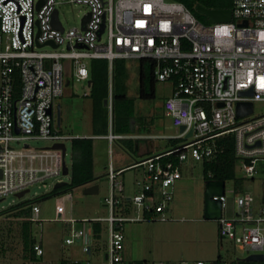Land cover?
I'll list each match as a JSON object with an SVG mask.
<instances>
[{
    "label": "built area",
    "instance_id": "obj_1",
    "mask_svg": "<svg viewBox=\"0 0 264 264\" xmlns=\"http://www.w3.org/2000/svg\"><path fill=\"white\" fill-rule=\"evenodd\" d=\"M39 1L0 0V198L64 175L67 151L64 155L53 146L73 136L58 130L56 102L64 94L68 71L77 81L88 82L89 61L95 58L108 59L110 65L115 59H152L157 80L172 85L164 102L165 114L176 127L185 126L172 138H185L192 130L182 145L135 164L145 167L141 190L130 198L140 214L118 211L123 184L118 179L120 171L109 166L106 204L110 213L82 220L108 222V264H130L124 258V223L168 219L166 207L182 177V163L189 157L202 162L215 159L222 151L219 137L233 134L235 155L242 160L245 177L254 179L257 162L264 160V113L254 114L255 103L264 102V0H234L231 19L210 24L202 23L176 0H43L38 7ZM67 1L87 8L78 26L66 28L61 21L58 6ZM249 90L251 94L244 93ZM239 102H252V112L239 116ZM108 106L112 113L111 94ZM107 137L112 141L120 135L110 132ZM39 139L53 144L31 147L25 143L22 149L12 145ZM211 174L206 180L214 179ZM213 198L222 205V216L216 219L222 246L228 238L248 255L264 254V196L239 192L232 218L224 215L225 191ZM63 212L64 207L58 206L57 220ZM39 213L40 206L34 203L31 220L37 221ZM91 240L90 229L72 228L64 242H81L82 251L89 253ZM34 249L44 254L41 243ZM182 264L234 263L217 257Z\"/></svg>",
    "mask_w": 264,
    "mask_h": 264
},
{
    "label": "rangeland",
    "instance_id": "obj_2",
    "mask_svg": "<svg viewBox=\"0 0 264 264\" xmlns=\"http://www.w3.org/2000/svg\"><path fill=\"white\" fill-rule=\"evenodd\" d=\"M58 9L61 21L66 28L78 26L81 17L87 12L85 6L68 1L59 4ZM199 20L204 24L211 23L206 14ZM43 49L51 50L49 47ZM68 63L69 61L65 60V64ZM127 65L129 68L128 93L135 99L136 114L144 116L146 123L153 129V133L161 135L153 139L154 143L160 145L161 149L167 150L172 147V140L175 139L170 137H176L180 133L179 128L173 124L169 116L165 115L164 111V102L171 95V85L168 82H158L155 97L142 99L138 92L139 60L127 59ZM70 75V71H68L66 79H69V83L65 85L63 96L56 102L63 106L61 129L65 133L89 131L92 120V102L90 97L85 94L89 93L90 87L87 81H77ZM261 113H264V102H256L254 114ZM184 142L185 138H176L175 145H182ZM25 143H30L31 147H46L53 144L52 141L39 139L12 142V145L16 149H22ZM65 145L67 149L65 161L71 170L72 141L66 140ZM109 149L110 143L107 139H95V174L98 177V193L86 194L82 186H77L50 195L56 182H71L70 172V174L59 176L56 179L50 178L45 182L36 183L22 198L9 195L0 201V264H60L63 258L68 259L70 263L108 264L105 259L109 239L107 221L100 222L101 231L91 253L82 251L81 242L66 245L64 240L72 228H92L93 222H83V219L109 215V210L104 206L106 197L110 195V183L105 176L110 161ZM112 150L113 159L116 161L121 158L124 160V156L127 155L126 149L121 146L119 140L113 143ZM135 158L136 160L141 159L140 156ZM241 165L242 160L237 159V175L245 177ZM256 166L258 173L254 179L245 177L240 192H250L259 198L264 196V160H259ZM142 170V167L130 168L121 176L127 194L133 195V181L141 175ZM204 184L202 161H196L189 157L182 166L181 179L175 183V198L167 211L168 220L125 222V259L145 260L147 263L164 261L168 264H182L183 261L195 259L209 262L219 255L231 261L248 256V252L239 249L228 238H224L223 246L221 245L219 222L204 217ZM238 193L239 190L236 189L233 180L225 182L227 207L224 215L228 218H232L237 210L235 198ZM28 201H36L40 206L38 220L31 222L33 234L38 241L43 243L45 250L42 259L37 260L24 257L21 219L11 213H4L8 208ZM58 206L64 207V212L59 220L56 219ZM132 215H135V212H132ZM71 218L75 220L73 224L69 221ZM256 262L264 264V261Z\"/></svg>",
    "mask_w": 264,
    "mask_h": 264
},
{
    "label": "trees",
    "instance_id": "obj_3",
    "mask_svg": "<svg viewBox=\"0 0 264 264\" xmlns=\"http://www.w3.org/2000/svg\"><path fill=\"white\" fill-rule=\"evenodd\" d=\"M184 3L199 19L204 16L197 10V6H203L207 9H230L234 0H176ZM154 64L152 59H140L138 65L139 80V97L142 99L154 98L156 95V85L159 82L154 74ZM129 68L126 59H115L110 65L108 59L95 58L89 61V81L90 91L85 94L90 97L92 102V120L95 134H106L109 130V107L104 105L105 99L112 95L113 104V131L118 134H133L135 122L139 124L138 129L142 132L145 127L146 120L142 116L136 114L135 99L128 93ZM15 88L19 92L20 79L19 72H16ZM137 130V131H138ZM172 139V138H171ZM127 142L131 149L140 139H123ZM172 147L175 145L176 138L172 140ZM218 145L222 151L211 161H203L204 179L208 178V172L212 174V178L221 179L225 182L233 180L236 189L239 190L245 182V177L237 175V156L235 155L234 136L228 134L217 139ZM174 146V147H173ZM169 148V149H171ZM72 165H71V182L56 189L54 188L50 195H54L59 191H65L77 186H84L96 179L94 174L93 161V139L79 138L72 139ZM242 192V191H241ZM45 197V196H44ZM36 201L22 202L8 208L4 213H11L21 219V238L23 244L24 257L29 259H42V255H38L34 249L38 241L33 234L31 228L32 205ZM155 220V219H152ZM95 231H100V225H95ZM96 237L98 234L96 233ZM218 257H221L220 255ZM234 264H258L256 261L246 259H237L232 261ZM145 260L130 262V264H146ZM60 264H79V262L70 263L68 259H61Z\"/></svg>",
    "mask_w": 264,
    "mask_h": 264
},
{
    "label": "crops",
    "instance_id": "obj_4",
    "mask_svg": "<svg viewBox=\"0 0 264 264\" xmlns=\"http://www.w3.org/2000/svg\"><path fill=\"white\" fill-rule=\"evenodd\" d=\"M69 83V79L66 80V84ZM88 85L89 84V81L87 82ZM169 83V82H168ZM171 85V84H170ZM171 90H172V85H171ZM172 93V91H171ZM105 105V104H104ZM106 106V105H105ZM108 106V105H107ZM58 107H60V110H61V115H62V104L61 103H57L56 104V110L58 109ZM109 107V106H108ZM165 111V109H164ZM110 112V110H109ZM91 115H92V110H91ZM113 110H112V113H109V130L106 134H95L94 133V127H93V120H91V126L90 128L88 129L89 131H83V132H78V133H65L62 129H61V125H62V119L60 121V125L58 124L57 122V127H58V130L61 132V133H64V134H68V135H72L73 138L75 137H79V138H92L93 139V161H94V174H95V162H96V153H95V139L97 138H104V139H107L110 143V149H109V153H110V161H109V164L107 166V169H106V173H105V176L107 177V179L109 180V177H108V169H109V166L112 165L113 168L115 170H119L120 173H119V176H118V179L122 181V184H123V197H121L122 199V203L120 205V207H118V211L123 213V214H128V215H132V212H135V215L137 213H141V211L137 212V209L136 207L133 205V203L131 202L130 198L136 194L137 192H139L141 190V185L139 184V182L141 180L144 179V176H145V167L144 166H135V164L137 162H140L141 160H144L150 156H153V155H156L158 153H162V152H165L167 150H163L160 148V145L158 144H155L153 139L157 138V137H160L161 135L160 134H155L153 133V129L150 128L149 124L146 123V126L148 128V131H146V128L144 127L142 129V132H140L138 129L139 128V125L138 123L135 124L134 128L136 129V131L133 133V134H118L120 135L119 138L115 139V140H110L107 135L110 133V132H113V128H112V125H113ZM166 115V114H165ZM144 121H145V117L142 116ZM57 119V118H56ZM135 123L137 121H134ZM138 130V131H137ZM72 138V139H73ZM172 138V137H170ZM71 139V141H72ZM123 139H133V140H137V139H140V142H138L135 146V149H131L127 142H124L122 141ZM120 141L121 142V146L124 147L127 151V155L124 156V160L123 158H121V160H114L113 159V150H112V147H113V143L116 142V141ZM67 151V149H66ZM136 156H140L141 159L140 160H136ZM185 162L182 163L181 165V170H182V166ZM138 167H142L143 170L141 172V175L137 178L134 179L133 181V186H134V193L133 195H129L126 193V188H125V183L124 181L122 180L121 176L124 175V172L127 170V169H130V168H138ZM69 168V167H68ZM71 170L69 168V174H70ZM96 176V174H95ZM97 179L98 177L96 176V179L84 186L83 187V190L86 186H89L91 184H98L97 183ZM181 179V178H180ZM206 181V179H205ZM109 183H110V180H109ZM99 186V184H98ZM99 192V191H98ZM97 192V193H98ZM71 196V195H70ZM107 198V197H106ZM174 198H175V185H174ZM173 198V200H174ZM173 200L168 204V206L166 207V215H167V211H169V207L171 206V203L173 202ZM104 206L109 210V207L108 205L106 204V199H105V204ZM109 213H110V210H109ZM203 213H204V201H203ZM108 216V215H107ZM105 217V216H104ZM168 217V216H167ZM151 219H148V220H144V221H149ZM168 220V219H166ZM165 220V221H166ZM142 221V220H140ZM99 224L100 225V222H93V225H92V228H90V234L92 235V240H91V251L89 253L92 252L93 250V245L95 243V241L97 240V238L99 237V233L101 231V226H100V231L99 232H96L95 231V225L96 224ZM73 224V223H72ZM125 224V223H124ZM96 233L98 234V237H96ZM42 246H43V243L41 242ZM221 245H222V242H221ZM108 246V245H107ZM44 248V247H43ZM45 252V250H44ZM107 252V251H106ZM106 252H105V259H106ZM125 258V256H124ZM107 260V259H106ZM127 260V259H126ZM129 262H135V261H138V260H127ZM264 261V260H263Z\"/></svg>",
    "mask_w": 264,
    "mask_h": 264
},
{
    "label": "water",
    "instance_id": "obj_5",
    "mask_svg": "<svg viewBox=\"0 0 264 264\" xmlns=\"http://www.w3.org/2000/svg\"><path fill=\"white\" fill-rule=\"evenodd\" d=\"M43 0H40L38 3V7L41 5ZM197 10L203 14H206L211 22L216 21H226L231 19V9H207L203 6H197ZM58 16V11L55 12V17ZM55 25L62 29L61 24L58 21H55ZM104 29V24L102 26L101 32ZM47 44H51L53 46H57L52 41H49ZM43 45V44H39ZM90 84V81H89ZM246 94H251V91L244 92ZM104 104L108 105V99H105ZM253 110V103L252 102H239L237 104V114L239 116L246 115L248 113H251ZM61 121V110L60 107L57 109V122L60 125ZM185 129V126H180L179 131L183 132ZM16 131H19V128L16 127ZM192 135V130L188 132L187 135H185V138H188ZM54 148H61L63 150V154L65 155L66 152V145L64 143H57L54 144ZM64 175L69 174V168L66 164H64L63 168ZM68 182L66 181H58L55 183L54 188L58 189L64 185H66ZM84 193L86 194H92L97 193L99 191L98 184H91L89 186H86L84 188ZM225 191V181L221 179H209L205 181L204 184V217L206 219H218L222 216V205L221 201L219 199H214L213 197L215 195H223ZM27 192H29V189H26L24 191H21L16 194L17 197L22 198ZM3 198H0V201H2ZM246 260L249 261H263L264 260V254H250L245 257Z\"/></svg>",
    "mask_w": 264,
    "mask_h": 264
}]
</instances>
